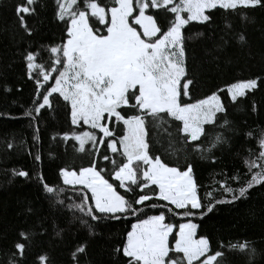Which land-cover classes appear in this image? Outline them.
Instances as JSON below:
<instances>
[{"label":"snow or ice","instance_id":"6c2138e0","mask_svg":"<svg viewBox=\"0 0 264 264\" xmlns=\"http://www.w3.org/2000/svg\"><path fill=\"white\" fill-rule=\"evenodd\" d=\"M36 3L37 0H23L15 6L19 25L29 35L32 30L26 17L35 15ZM56 5V18L65 25L66 40L45 49L50 54L47 67L37 63L39 49L26 51L27 75L33 80L35 91L34 106L25 115L35 119L33 113L38 115L42 109L50 108L53 94H59L70 108L73 125L83 122L107 137L97 141L92 132L73 133V139L79 141L78 150L85 151V143L92 141L94 147L103 144L123 159L118 163L112 156L99 155V160L112 165L108 173L113 180L110 183L102 175L107 170L99 167L95 158L97 149L88 167L60 169L62 184L70 188L50 185L42 174L38 175L44 192L55 197L57 204L64 205L62 197L71 191L79 200L69 198L72 202L67 207L95 222L134 217L136 223L127 232L125 243L114 250L128 258L127 264H223L224 252L214 251L208 237L197 238L198 226L191 218L197 214L202 218L216 204L247 199L251 188L264 185V132L257 141L259 153L254 159L244 161L251 178L241 182V176L234 174L221 180L220 190L231 198H212L204 204L192 165L188 163L181 170L156 156L146 139V122L159 126L166 123V117L181 122L178 131L186 134L184 143L197 142L193 150L201 153L211 152L226 142L218 132L208 147L199 143L201 136L207 135L204 125L215 127L217 114H227L220 93L226 92L235 103L255 90L258 81H264L261 77L239 80L203 99L188 102L195 80L189 76L183 30L192 22L210 24L213 10L239 12L245 20L247 14L241 10L264 8V0H111L110 7L102 5L100 0H56ZM151 10L163 11L171 19L161 25L155 15L148 14ZM93 19L103 31L92 23ZM226 27L231 25L226 23ZM239 39L243 41L244 36L241 34ZM50 80L54 81L51 85ZM109 121L122 123L124 134L116 137L108 126ZM228 125L229 121L224 119L220 127ZM246 135L251 137L252 133ZM67 138L65 133L64 139ZM34 159L40 161L39 153ZM13 172L21 177L29 176L26 171ZM232 182L241 183L232 187ZM151 186L155 187L148 191ZM117 188L124 189V194ZM206 195L212 197L211 192ZM149 211L156 214L148 215ZM169 215L188 218V222L180 223L176 231L177 225L168 222ZM80 222L92 231L87 220ZM19 235L25 242L14 244L15 252L8 264H18L25 254L30 233L21 231ZM225 250L246 253L249 261L255 254L248 241L229 243ZM85 252L86 245L81 244L73 252V259ZM36 260L37 264H47L48 257L40 254Z\"/></svg>","mask_w":264,"mask_h":264},{"label":"trees","instance_id":"16d2710c","mask_svg":"<svg viewBox=\"0 0 264 264\" xmlns=\"http://www.w3.org/2000/svg\"><path fill=\"white\" fill-rule=\"evenodd\" d=\"M19 3L23 0H0V114H3L0 115V264H8L17 241L25 242L19 235L21 231L30 233V237L18 264H37L36 257L40 254L47 255V264H127L128 258L114 250L125 243L127 232L136 223L134 217L92 221L67 207L72 202L69 198L78 202L79 197L67 191L62 197L64 205L57 204L55 197L44 192L37 178L42 174L48 184L70 188L62 184L60 169L88 167L97 149L95 158L98 160L101 153L112 156L118 163L123 158L111 153L103 144L94 147L92 141L86 144L85 151H79V141L73 139L72 134L83 132L85 126L72 124L70 108L59 94H53L50 108L42 109L38 115L33 113L35 119L25 115L34 106L35 85L28 78L24 55L26 51L39 49L37 63L47 67L50 54L45 49L66 40V29L56 18V0H37L35 15L26 17L32 30L31 35L27 34L15 13ZM100 3L111 6V0H100ZM241 11L246 12L247 19L242 20L239 12L213 10L210 24L192 22L183 30L189 76L195 80L188 102L203 99L239 80L261 77L264 81V8ZM151 14L161 25L171 19L163 11L151 10ZM92 23L104 30L94 19ZM226 23L231 27L227 28ZM241 34L243 41L239 39ZM48 83L51 85L54 81ZM220 95L227 114H217L215 127L205 124L207 135H202L199 141L206 148L216 133H222L226 142L218 144L211 152L194 151L197 142L185 144L183 136L186 134L178 131L182 128L179 121L166 117L163 125L146 122V139L156 156L181 170L188 163L192 165L204 204L212 198H231L220 190L221 180L234 174L241 176V182L251 178L244 161L254 159L259 153L257 141L264 132V82L258 81L255 90L235 103L226 92ZM224 119L229 125L221 128ZM108 126L116 137L124 134L122 123L109 121ZM248 132L252 133L251 137L246 135ZM65 133L67 139H64ZM102 137L103 133L96 131V140ZM37 153L41 157L39 162L34 159ZM99 167L107 170L102 175L113 183L108 174L112 165L99 160ZM13 170L26 171L29 176L14 175ZM241 182H232L231 186L239 187ZM117 191L124 194L122 188ZM209 192L211 198L206 195ZM154 214L148 212V215ZM81 219L92 225L91 232ZM187 220L168 216V222L177 225L176 231L178 225ZM191 220L198 226V237H208L214 251L224 252L223 264H264V185L251 188L247 199L216 204L213 211L202 218L197 214ZM244 241L255 249L250 261L246 253L225 250L229 243ZM172 243L174 245V241ZM81 244L86 245V252L78 253L73 259V252ZM221 244L224 247H219Z\"/></svg>","mask_w":264,"mask_h":264},{"label":"rangeland","instance_id":"374dc122","mask_svg":"<svg viewBox=\"0 0 264 264\" xmlns=\"http://www.w3.org/2000/svg\"><path fill=\"white\" fill-rule=\"evenodd\" d=\"M148 14L152 15V14H151V11H149ZM52 75H56V73H52ZM76 125H78L79 127H80V126H85L84 130H82V131H83V132H92V133L94 134L95 138H96V131H99L98 129H92L90 125L83 124V122H80L79 124H76ZM121 135H122V134H121ZM88 142H89V141H87V142L85 143L84 147L86 146V144H87ZM186 222H188V220H187V221H184V222H182V223H186ZM191 222L194 223V224H196V223H195L194 221H192V220H191ZM196 225H197V224H196ZM197 228H198V227H197ZM177 231H178V230H177ZM197 238H199V237L197 236Z\"/></svg>","mask_w":264,"mask_h":264}]
</instances>
